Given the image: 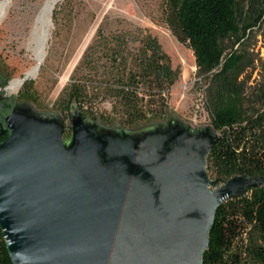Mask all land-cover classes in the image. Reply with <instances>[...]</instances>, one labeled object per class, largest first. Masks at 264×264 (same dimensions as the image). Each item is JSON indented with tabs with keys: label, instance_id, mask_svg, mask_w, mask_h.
Wrapping results in <instances>:
<instances>
[{
	"label": "water",
	"instance_id": "obj_1",
	"mask_svg": "<svg viewBox=\"0 0 264 264\" xmlns=\"http://www.w3.org/2000/svg\"><path fill=\"white\" fill-rule=\"evenodd\" d=\"M50 26L49 19L42 62ZM11 114L0 145V228L14 264H203L219 208L261 185L234 177L211 189L216 138L208 148L187 139L159 162H130L106 189L94 178L95 150L85 136L70 154L49 132L32 133V142L11 129ZM7 130L0 127V138Z\"/></svg>",
	"mask_w": 264,
	"mask_h": 264
},
{
	"label": "trees",
	"instance_id": "obj_2",
	"mask_svg": "<svg viewBox=\"0 0 264 264\" xmlns=\"http://www.w3.org/2000/svg\"><path fill=\"white\" fill-rule=\"evenodd\" d=\"M168 23L179 41L196 57L198 77L207 85L212 125L220 136L208 155V173L216 184L234 177H264V112L248 113L245 81L248 64L238 50L227 52V42L240 43L264 19L256 16L264 0H252L251 14L242 26L238 0H169ZM180 77L159 39L147 28L127 26L109 34L99 28L64 89L57 107L71 114L75 103L83 117L99 115L110 103V116L127 126L169 112L170 92ZM6 84V83H5ZM27 86V82L25 83ZM14 104L0 102V127ZM65 115V117H66ZM10 130L0 138V145ZM0 264H14L0 228ZM203 264H264V184L252 185L218 210Z\"/></svg>",
	"mask_w": 264,
	"mask_h": 264
},
{
	"label": "rangeland",
	"instance_id": "obj_3",
	"mask_svg": "<svg viewBox=\"0 0 264 264\" xmlns=\"http://www.w3.org/2000/svg\"><path fill=\"white\" fill-rule=\"evenodd\" d=\"M251 1L238 0L242 26L254 13ZM45 3L46 0H11L5 10L0 21V89L27 77L36 68L33 42L43 31L37 20ZM259 12L264 17L263 5L256 16ZM169 13V0H61L50 16L49 41L39 74L17 92L0 93V98L10 99L14 104L9 127L21 131L32 142V133L49 132L70 154L85 136L95 150L94 178L106 189L126 173L130 162L136 165L159 162L187 139L208 148L220 136L212 125L208 86L197 75L192 48L173 33ZM127 26L150 30L171 57L173 67L180 71L179 80L170 92L168 114L127 126L109 115L110 103L100 106L108 120L90 114L83 118L75 103L71 114L62 113L56 104L99 28L109 34ZM226 46V54L238 50L246 56L248 68L241 77L245 81L246 110L264 112V19L240 43L230 40ZM252 180L264 184V177ZM211 181L212 190L221 186Z\"/></svg>",
	"mask_w": 264,
	"mask_h": 264
},
{
	"label": "bare ground",
	"instance_id": "obj_4",
	"mask_svg": "<svg viewBox=\"0 0 264 264\" xmlns=\"http://www.w3.org/2000/svg\"><path fill=\"white\" fill-rule=\"evenodd\" d=\"M61 0H46V3L44 5L42 14L40 16V18L37 20V23L39 22L42 25V28L44 29V23L45 21L47 22L50 19V16L53 12V10L55 9L56 5L60 2ZM11 2V0H2L0 2V18L4 15L5 10L7 9L9 3ZM46 18L48 20H46ZM37 27V26H36ZM34 36H37L36 31L34 33ZM35 47V56H36V61H37V66L36 68L27 76L29 77V79H32L33 77H35L37 75V73L39 74L40 69H38V66L41 64V66L43 65L42 62V56L40 54V44H41V37L38 36L34 42H33ZM26 82L23 81V79L20 80H13L11 82V84L9 85V87L6 88L7 91H11V92H17L19 90V88ZM184 142V141H183Z\"/></svg>",
	"mask_w": 264,
	"mask_h": 264
}]
</instances>
